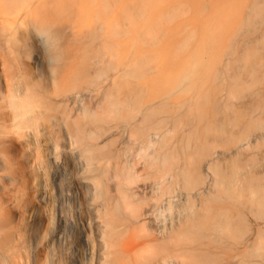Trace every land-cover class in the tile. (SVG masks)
<instances>
[{
    "label": "bare ground",
    "instance_id": "6f19581e",
    "mask_svg": "<svg viewBox=\"0 0 264 264\" xmlns=\"http://www.w3.org/2000/svg\"><path fill=\"white\" fill-rule=\"evenodd\" d=\"M127 9L126 0H0V165L9 170L17 152L28 153L32 147L24 139L32 134L39 138L63 136L68 140L64 147L70 153L79 152L90 170L97 171L98 178L102 163L113 159L117 168L116 193L108 192L101 179L99 190L100 217L105 222L103 238L108 247L106 264H172L178 245L187 252L191 243L195 247L203 246L192 254L193 260L197 264H210L215 256L205 246L212 248L220 243L229 248L226 235H237L246 226L245 213L263 219L264 196L255 200L248 196L237 199L229 188L220 195L226 201L236 199L237 205L219 206V202L210 217L198 214L179 227L171 225L163 236L143 229L139 241L132 235L122 239V234L133 225L144 226L146 213L163 200L172 206L170 192L164 199L161 193L154 198L135 200L137 195L128 183L132 181L131 171L138 165L146 179L159 185L170 187L174 180L184 177V166L179 160L172 161L174 150L162 146L161 128L169 120L176 123L188 111L184 100L178 99L190 91L203 64L207 46L204 39L211 35L204 18L207 15L191 13L178 21L177 31L171 34L163 32L161 22L155 24L148 37L143 28L138 36L143 38L140 42L144 47L130 51ZM180 11L172 7L161 21L168 23L180 16ZM139 14V11L131 12L136 21ZM192 22L194 27L189 29ZM161 34H166L170 46L180 50L177 54L163 52L165 65L173 67L170 73L157 62L162 51L154 46V40ZM96 78L102 79L93 89ZM207 103L211 105L210 119L207 111H200L196 124L202 123L201 132L208 134L217 120L219 102ZM161 113L165 114L160 116ZM106 123L120 131L111 139L115 148L110 152L105 150L108 147L104 143H98L102 135L100 125ZM195 135L196 129L191 133ZM123 136L135 148L131 157L123 158L120 152L118 143ZM219 136L223 137L226 149L238 148L245 138V134ZM13 137L20 140L17 146ZM180 140L177 153L184 152L188 146L184 136ZM49 150L57 157V144ZM207 150V147L203 149L205 155ZM6 208L1 201L0 261L10 255L9 259L15 258L13 262L19 256L12 242L13 222ZM128 208L131 213L127 212ZM40 212L39 207L34 208L30 228L38 230ZM222 234L223 239L219 238ZM86 258H79L81 264H85Z\"/></svg>",
    "mask_w": 264,
    "mask_h": 264
},
{
    "label": "rangeland",
    "instance_id": "374dc122",
    "mask_svg": "<svg viewBox=\"0 0 264 264\" xmlns=\"http://www.w3.org/2000/svg\"><path fill=\"white\" fill-rule=\"evenodd\" d=\"M126 1L127 45L130 51L131 48L139 49L142 45L140 41L143 38H139L138 34L143 28L148 37L155 24L161 22L163 32L171 34L177 31L178 21L191 13L207 15L204 18L210 26L211 35L204 39L207 46L203 64L190 91L184 98L178 99L184 100L188 111L186 109L176 123L169 120L161 128L162 146L174 150L172 161L174 163L179 160V164L184 166V177L174 180L170 187L159 185L146 179L145 172L138 165L137 169L131 171L132 181L128 183L137 195L135 200L141 197L154 198L161 193L164 199L170 192L173 197L172 206L170 208L167 201L163 200L156 209L146 213L144 226L133 225L122 234V239H128L129 235L136 239L143 229H151L157 236H163L171 225L179 227L198 214L210 217L217 209L215 205H237L236 199L226 201L221 196L229 188L237 199L248 196L255 200L263 197L264 0ZM172 7L181 10L180 16L168 23L161 21L162 16ZM135 11L140 13L138 21L131 15ZM194 24L192 22L189 29ZM195 29L198 30V27ZM154 46L162 51L157 62L170 73L173 67L165 65L163 52L169 50L170 53L177 54L180 50L170 46L166 34L157 36ZM94 69L93 66V73ZM101 79H95L93 89ZM94 95L95 91L93 105ZM214 100L219 102V113L207 134L205 131L201 132L202 123L196 124L197 114L207 111L206 116L210 119L208 110L211 105L207 101ZM171 107L172 104L168 108ZM184 109L183 107L181 110ZM164 114L161 113L160 116ZM100 126L103 128L99 129V134L101 132L102 135L98 138V143H104L108 147L105 150L110 152L114 146L111 139L119 130L110 123ZM195 129L197 135L191 136ZM221 134L225 138L230 134H245V138L238 148L226 149L223 137L219 136ZM182 136L188 141V146L184 152L177 153L175 150L178 149ZM126 138L123 136L124 141L118 143L123 158L131 157L135 152ZM13 140L15 146L20 142L16 137ZM24 141L32 147L28 153L18 150L14 155L13 167L9 170L2 169L0 165V199L9 208L7 212L13 222L10 233L19 256H15L19 260L15 261L19 264H81L79 258L87 256L85 264H106L108 247L103 238L105 222L100 217L99 202L102 197L99 190L102 180L108 192L116 193L117 168L113 159L102 163L98 169L101 178H98L95 176L97 171L90 170L79 152L70 153L64 147L68 140L63 136L39 138L32 134ZM54 144L58 145L57 157L49 150ZM205 147L208 148L206 155L203 152ZM175 169L180 170L179 167ZM213 198L217 200L213 201ZM37 207L41 211L38 230L29 226L33 210ZM127 212L131 213V208ZM245 216L246 226L237 235L225 234L229 248L222 247L220 243H215L212 248L205 246L215 256L210 264H264V217L257 218L251 212L245 213ZM219 238H225L224 234ZM139 240L140 238L136 241ZM198 247L203 246L195 247L191 243L188 251L183 252L178 245L172 264H197L192 254ZM8 257L11 258L6 255L0 264H17L11 261L15 258Z\"/></svg>",
    "mask_w": 264,
    "mask_h": 264
}]
</instances>
